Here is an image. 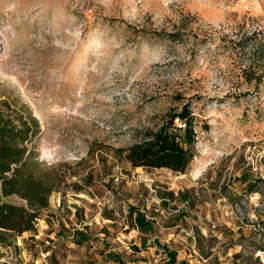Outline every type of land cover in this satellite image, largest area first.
Masks as SVG:
<instances>
[{"label":"rangeland","instance_id":"rangeland-1","mask_svg":"<svg viewBox=\"0 0 264 264\" xmlns=\"http://www.w3.org/2000/svg\"><path fill=\"white\" fill-rule=\"evenodd\" d=\"M183 103L197 135L185 173L116 158ZM0 110L37 120L25 143L61 178L0 264H113L110 251L164 264L154 239L178 263L263 264L236 210L252 213L258 194L264 221V0H0ZM129 205L154 220L140 251ZM73 228L90 240L75 245Z\"/></svg>","mask_w":264,"mask_h":264},{"label":"trees","instance_id":"trees-1","mask_svg":"<svg viewBox=\"0 0 264 264\" xmlns=\"http://www.w3.org/2000/svg\"><path fill=\"white\" fill-rule=\"evenodd\" d=\"M16 121L0 110V194L3 198L20 195L27 201V207L15 206L0 199V246L3 247L14 245L16 237L23 232L35 230L40 210L48 206L50 195L61 182L55 171L46 175L41 173L39 164L34 160L33 150L25 143V140L31 141L37 136V120L29 115L27 120L20 117ZM195 121L190 104L183 103L179 109L169 112L162 124L147 138L125 148H116L114 155L132 168L167 169L183 174L196 154ZM247 179L244 176V180ZM90 180L91 175L88 174L83 183L88 185ZM107 185L111 186V181ZM127 213L133 226L142 235L140 247L133 245L131 249L140 251L148 245L145 235L154 231V220L146 216L145 210L136 206L129 205ZM70 236L78 246L90 240L84 230L77 228H73ZM153 245L165 254L164 264H184L177 262V251L168 245L159 243L157 239L153 240ZM104 257L106 262L127 264L122 255L116 252H107Z\"/></svg>","mask_w":264,"mask_h":264},{"label":"built area","instance_id":"built-area-1","mask_svg":"<svg viewBox=\"0 0 264 264\" xmlns=\"http://www.w3.org/2000/svg\"><path fill=\"white\" fill-rule=\"evenodd\" d=\"M255 147L249 145L247 147L246 153L249 154L248 156V164L250 165L251 169L256 172L258 170L256 166V161L253 159V151ZM264 153V151H263ZM260 195L252 194L249 198V202L254 208V211L250 214L243 213L240 210H236V216L244 228H250L257 237L259 248L256 252V256L260 258L262 263L264 264V221L259 220L258 214L256 212H260L262 210V205L260 203Z\"/></svg>","mask_w":264,"mask_h":264}]
</instances>
